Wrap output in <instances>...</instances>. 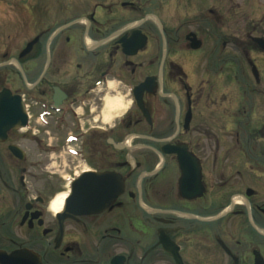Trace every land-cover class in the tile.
<instances>
[{
	"label": "flooded vegetation",
	"instance_id": "1",
	"mask_svg": "<svg viewBox=\"0 0 264 264\" xmlns=\"http://www.w3.org/2000/svg\"><path fill=\"white\" fill-rule=\"evenodd\" d=\"M142 1L0 0L5 263L264 264V28Z\"/></svg>",
	"mask_w": 264,
	"mask_h": 264
},
{
	"label": "rangeland",
	"instance_id": "2",
	"mask_svg": "<svg viewBox=\"0 0 264 264\" xmlns=\"http://www.w3.org/2000/svg\"><path fill=\"white\" fill-rule=\"evenodd\" d=\"M153 1L155 2L152 3ZM2 4L4 3L0 2V40L6 39L9 34L15 43L24 42L30 35L13 28L8 30L4 26L2 21H5V16L10 15V12L7 13L6 9L1 8ZM142 4L156 6L165 21L184 30L194 31L205 27L200 20L206 18L212 25V32H217L227 42L232 38L239 44L246 42L245 31L251 24L259 25V29L264 28V0H151L146 3L142 1ZM210 9L216 12V21L210 16ZM204 33L207 37L203 48L208 49L213 41L206 31ZM230 51L228 45L226 52Z\"/></svg>",
	"mask_w": 264,
	"mask_h": 264
},
{
	"label": "water",
	"instance_id": "3",
	"mask_svg": "<svg viewBox=\"0 0 264 264\" xmlns=\"http://www.w3.org/2000/svg\"><path fill=\"white\" fill-rule=\"evenodd\" d=\"M252 40L255 41V42H257L262 48H264V41L261 38H259V37H252ZM199 46H200V41H196V43L194 42V44L192 45L193 48H198ZM29 49H30V45L24 50L23 53H25ZM11 256H13V254L12 255H5L4 253H1L0 252V264H7L5 262Z\"/></svg>",
	"mask_w": 264,
	"mask_h": 264
},
{
	"label": "bare ground",
	"instance_id": "4",
	"mask_svg": "<svg viewBox=\"0 0 264 264\" xmlns=\"http://www.w3.org/2000/svg\"><path fill=\"white\" fill-rule=\"evenodd\" d=\"M65 194H60L56 196V198L52 201L51 207L53 208L54 211L60 210L62 207V202Z\"/></svg>",
	"mask_w": 264,
	"mask_h": 264
}]
</instances>
